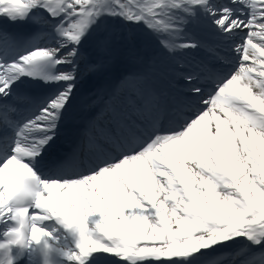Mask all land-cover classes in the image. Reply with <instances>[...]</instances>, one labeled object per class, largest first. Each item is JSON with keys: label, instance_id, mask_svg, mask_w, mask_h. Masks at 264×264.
Returning <instances> with one entry per match:
<instances>
[{"label": "snow or ice", "instance_id": "obj_1", "mask_svg": "<svg viewBox=\"0 0 264 264\" xmlns=\"http://www.w3.org/2000/svg\"><path fill=\"white\" fill-rule=\"evenodd\" d=\"M0 21V264H264V0H0ZM198 26L243 33L236 62L211 49L169 96L128 73L49 159L96 34L105 56L114 27L176 54Z\"/></svg>", "mask_w": 264, "mask_h": 264}, {"label": "bare ground", "instance_id": "obj_2", "mask_svg": "<svg viewBox=\"0 0 264 264\" xmlns=\"http://www.w3.org/2000/svg\"><path fill=\"white\" fill-rule=\"evenodd\" d=\"M119 28L122 27H114L112 29V32H116ZM128 31L136 32L138 28L136 29H130L126 28ZM140 32L143 33L142 36H140L142 41L148 42L147 47L145 49H152V50H158L163 55V62L161 64H152L150 68L147 69V73L149 74V77H152L156 81L161 79L162 81H167L170 84H175V72L180 65H190L195 64L190 60L188 56H184L182 52H178L176 54H171L167 52L160 44L159 39H157L154 36H148L143 30L139 29ZM195 32L199 38L202 41L201 48L197 50L192 51H202L203 50V44L208 43L204 40H214L213 47H216L217 49L221 50L224 54H227V57L237 60V56L234 52L231 51L232 46L234 44H238L240 40L243 38V34L238 33L234 39L224 41L222 38L216 37L210 30H208L206 27L198 26L196 28L190 29V33ZM156 42H154V41ZM204 41V42H203ZM221 45V46H220ZM220 46V47H219ZM223 47V48H222ZM149 55H146L148 57ZM99 59L104 62L105 64L116 66V61L114 58V48L112 46L111 52L105 56L101 53L99 55ZM100 68L105 69V65L101 64ZM227 255V254H226ZM229 259L226 260V264H230L231 256L227 255Z\"/></svg>", "mask_w": 264, "mask_h": 264}]
</instances>
